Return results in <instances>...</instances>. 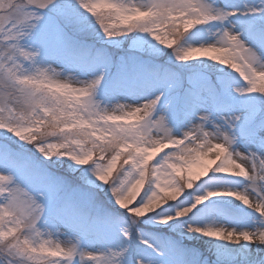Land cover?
Listing matches in <instances>:
<instances>
[{
  "label": "snow or ice",
  "instance_id": "snow-or-ice-1",
  "mask_svg": "<svg viewBox=\"0 0 264 264\" xmlns=\"http://www.w3.org/2000/svg\"><path fill=\"white\" fill-rule=\"evenodd\" d=\"M0 264H264V0H0Z\"/></svg>",
  "mask_w": 264,
  "mask_h": 264
},
{
  "label": "rangeland",
  "instance_id": "rangeland-1",
  "mask_svg": "<svg viewBox=\"0 0 264 264\" xmlns=\"http://www.w3.org/2000/svg\"><path fill=\"white\" fill-rule=\"evenodd\" d=\"M203 30L201 29H197L195 30V32L193 33V35H198L201 34ZM215 37H210L207 38V42H214ZM202 40L201 39H197L196 43L199 44L201 43ZM114 54L119 56L121 55V51L118 49L113 50ZM202 64L203 66H205L207 68V70L209 71H213L214 69H220L222 72H230L229 69H224L222 68V66L219 65H212V63H215L214 61H202V62H197ZM210 66V67H209ZM233 76H236L235 73H232ZM120 102H126L124 100H121ZM130 102V101H128ZM247 182H243V183H237L236 182V178H225L224 182H217L216 179H214L212 176H210L209 178L205 179L204 183L200 186H197L196 188H194L193 190H191V196L188 197L189 201H194V198L197 194H204L206 193V191L208 190H213V189H217V188H224V187H235V188H239L240 190L243 189V184H246ZM100 198L102 200H104L106 203H111L110 201H108V196L105 195L104 193H100ZM230 200V198H215L214 200H210L207 202L206 205H202L200 206L201 211L198 213L201 222L202 223H213L215 222H220V223H225L226 226H233L230 223H228V221L234 216V215H245L246 216V224L247 226L251 227L254 224V221L256 219L255 214L252 213L251 209H247L245 208V206H243L242 204H240L239 201H233L232 203L239 206L238 208H233L231 205H229L228 203H226V201ZM217 202V203H215ZM238 227H244V224L241 225H237ZM144 231L152 234L154 231L158 230L160 226H158L157 224H155L152 221H145L144 225L142 226ZM188 246H192L193 242L191 241H187L186 242ZM138 247H140L138 241L136 240L135 236L132 240V249L133 251H135V249H137ZM201 251L204 252V255L210 259V260H214L215 257L213 255H210V253L208 252L207 249L202 248Z\"/></svg>",
  "mask_w": 264,
  "mask_h": 264
}]
</instances>
